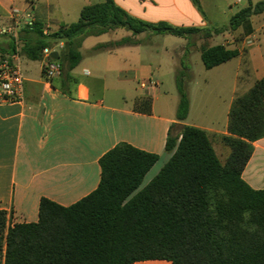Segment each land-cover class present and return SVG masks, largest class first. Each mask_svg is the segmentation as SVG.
Returning a JSON list of instances; mask_svg holds the SVG:
<instances>
[{
	"label": "crops",
	"instance_id": "crops-1",
	"mask_svg": "<svg viewBox=\"0 0 264 264\" xmlns=\"http://www.w3.org/2000/svg\"><path fill=\"white\" fill-rule=\"evenodd\" d=\"M27 1L0 0V29L12 23L13 10L31 8L34 16L32 28L18 31L23 100L0 104V210L6 213L7 226L37 222L41 198L68 207L87 196L98 186L100 157L118 143L158 155L140 188L168 161L171 153L165 151L166 139H178L183 126L204 130L218 159L220 154L228 157L230 149L224 148L221 137L228 135L230 107L264 79V12L250 15L236 29L227 26L235 13L261 0H198L200 10L190 0H113L135 19L194 27L210 34L187 39L149 31L133 35L125 29L118 38L117 29L124 28H117L91 35L81 40L80 62L68 73L60 66V75L49 81L42 75L46 62L42 54L30 60L23 53L38 40L35 26L48 43L45 48L53 49L55 42L47 39L49 34L76 22L84 6L103 0H64V15L74 20L64 24L54 15L56 2L36 0L33 10L34 6L26 8ZM122 38L135 43L91 53L97 45ZM216 45L237 50L238 55L211 69L203 64L193 69L201 49ZM14 49L13 39L0 35V60L10 58ZM185 53L191 69L186 83L188 112L180 121L176 78ZM146 97L151 100L149 114L135 108ZM251 146L241 178L252 189L262 190L264 138ZM132 264L172 263L144 260Z\"/></svg>",
	"mask_w": 264,
	"mask_h": 264
},
{
	"label": "trees",
	"instance_id": "trees-1",
	"mask_svg": "<svg viewBox=\"0 0 264 264\" xmlns=\"http://www.w3.org/2000/svg\"><path fill=\"white\" fill-rule=\"evenodd\" d=\"M190 1L200 10L198 0ZM262 12L264 0L249 4L231 17L227 27L236 29L250 15ZM117 28L133 35L149 31L187 39L207 33L166 22L147 23L128 15L113 0H103L84 6L76 22L60 26L47 39L63 43L57 62L68 73L81 60L78 49L83 38ZM35 29L37 42L23 50L30 60L40 59L48 46L38 25ZM134 43L122 38L97 45L91 53ZM237 55V50L222 45L200 51L205 69ZM184 87L179 74L176 117L180 121L188 112ZM135 108L149 114L150 98L139 99ZM227 132L221 141L230 153L223 164L206 132L186 125L178 139H166L165 151L171 155L142 188L158 155L122 142L100 157L98 186L74 204L64 207L41 198L37 222L13 226H7L6 213L0 210L2 264H132L144 260L264 264V189L254 190L241 178L252 142L264 138V79L233 101Z\"/></svg>",
	"mask_w": 264,
	"mask_h": 264
},
{
	"label": "built area",
	"instance_id": "built-area-1",
	"mask_svg": "<svg viewBox=\"0 0 264 264\" xmlns=\"http://www.w3.org/2000/svg\"><path fill=\"white\" fill-rule=\"evenodd\" d=\"M24 12L12 11L13 20L9 26L0 29V35L9 36L15 44L14 53L10 58L0 60V104L22 102L23 100V76L18 62V31L34 26V16L30 10ZM63 49L61 41L54 43V48H44L41 51L46 62L42 69V75L46 80H52L60 75L61 67L57 60L50 58L52 52ZM141 87H144L142 84Z\"/></svg>",
	"mask_w": 264,
	"mask_h": 264
},
{
	"label": "rangeland",
	"instance_id": "rangeland-1",
	"mask_svg": "<svg viewBox=\"0 0 264 264\" xmlns=\"http://www.w3.org/2000/svg\"><path fill=\"white\" fill-rule=\"evenodd\" d=\"M50 1H51V3L56 2L55 9H54L55 10L54 15L56 17H59L60 21H62L63 24L68 23L70 21H74V20H71L72 18H70L69 16L64 15V0H50ZM25 6H26V8H29L30 6H34L33 10H35L36 9V0L27 1ZM125 33H126L125 29H117V37L118 38H121ZM205 42L209 43V41H207V40ZM189 43H192L191 40ZM189 47H191V45ZM188 50L186 52H188ZM186 61L187 60H186V53H185V55L182 56L181 69L178 71V74L182 75V77H183V83L185 85V87H184L185 89H186V83L188 82V78L190 76V72H189L190 68L186 65ZM198 67L199 68L202 67V62H201L200 58H197V59L195 58V60H193V69H197ZM224 148H227V147H225V145H224ZM225 160H226V155L220 154V157H219L220 163L223 164L225 162ZM1 263H2V253H0V264Z\"/></svg>",
	"mask_w": 264,
	"mask_h": 264
},
{
	"label": "water",
	"instance_id": "water-1",
	"mask_svg": "<svg viewBox=\"0 0 264 264\" xmlns=\"http://www.w3.org/2000/svg\"><path fill=\"white\" fill-rule=\"evenodd\" d=\"M50 58H52L53 60H57L58 59V54L56 52H52L50 54Z\"/></svg>",
	"mask_w": 264,
	"mask_h": 264
}]
</instances>
